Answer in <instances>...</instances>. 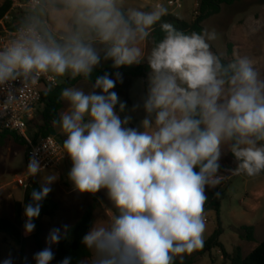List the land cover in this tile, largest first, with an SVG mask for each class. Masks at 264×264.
I'll return each instance as SVG.
<instances>
[{"label": "clouds", "instance_id": "clouds-1", "mask_svg": "<svg viewBox=\"0 0 264 264\" xmlns=\"http://www.w3.org/2000/svg\"><path fill=\"white\" fill-rule=\"evenodd\" d=\"M160 3L129 6L127 0H27L25 15L0 45L3 106L15 102L16 85L48 82L45 95L65 79L91 82L102 61L113 69L146 63L141 102L129 109L114 91L120 71L107 72L85 87L60 88L65 109L53 123L71 160L68 178L77 192L105 189L114 212L95 220L81 243L91 253L77 264H175L202 249L207 191L215 190L224 150L236 161L234 175L264 172V75L247 57L227 59L213 51V30L185 33ZM143 110L135 127L131 113ZM42 170L31 156L30 176ZM49 176L24 206L25 235L52 191ZM67 231L68 226H62ZM63 238L53 228L48 246L34 254L50 264L51 246ZM3 264H13L11 256ZM59 264H72L65 257Z\"/></svg>", "mask_w": 264, "mask_h": 264}, {"label": "rangeland", "instance_id": "rangeland-1", "mask_svg": "<svg viewBox=\"0 0 264 264\" xmlns=\"http://www.w3.org/2000/svg\"><path fill=\"white\" fill-rule=\"evenodd\" d=\"M6 0H0V6ZM169 0H153L159 2L167 9V15H174L180 20L192 24L197 15L196 3L200 0H182L183 8L174 10L168 7ZM129 6H140L139 0H127ZM166 16V15H165ZM215 30L217 39L210 42L213 51L223 54L227 59H233L234 55L247 57L253 61L257 70L264 75V4L258 0H244L231 7L223 6L219 14L209 18L204 23V29ZM232 45V55H228V46ZM111 61L103 62V64ZM146 64V63H143ZM65 79L59 85L66 82ZM146 79H130L123 77V83H117L116 91L123 101H127L129 109L133 104L141 102V97L146 91ZM76 87H85L86 91L91 90V84L81 81ZM65 109V108H64ZM42 109L39 107L38 111ZM133 122L130 126H137L143 118V110L131 113ZM35 123L41 124L40 117L36 114ZM35 123L31 125L30 135L36 133ZM56 141L62 146L65 136L62 134L59 125H55ZM66 154V153H65ZM228 151L224 150L222 162L233 163L227 157ZM72 167L71 160L65 156L64 160L51 170L40 171L36 176L30 179L27 177L26 170V150L20 144L12 139L5 141L0 148V218L8 219L16 223L15 207L16 204L22 203L24 199L25 187L20 182L37 183L42 187L49 176L52 177L50 187L52 191L48 194L59 205V211L55 217H44L41 220L43 229L42 249H39L35 243L34 235L36 229L31 234L25 235L23 219L18 223L22 237L25 239L21 249L14 240L0 233V264H3L5 258L11 256L13 264H36L34 254L48 246L47 237L53 228H61L62 235L65 231L62 226L68 228L74 225L84 214L86 209L97 199L100 208L95 213V220H107L113 212V206L107 196V191L102 189L96 194L79 193L75 190L73 183L68 178V173ZM224 177L221 184V193L218 198L220 202L219 217L222 222L224 234L221 237V243L226 251L230 254L237 247H240L244 256L249 251L255 249L264 241V172L256 176L239 175H222ZM29 179V180H28ZM221 186V185H220ZM218 186V187H220ZM215 190H208L207 196ZM241 225L252 226L255 228V241L249 243L238 238L236 228ZM217 227V216L214 211H206V230L204 233V242L212 235ZM67 228V229H68ZM57 245H52L54 259L50 264H59L57 260ZM22 252V256H21ZM195 252V251H193ZM192 258V254H184ZM181 260L180 257H177ZM88 260V259H86ZM196 264H228L222 260L218 250H213L211 254L197 259Z\"/></svg>", "mask_w": 264, "mask_h": 264}, {"label": "trees", "instance_id": "trees-1", "mask_svg": "<svg viewBox=\"0 0 264 264\" xmlns=\"http://www.w3.org/2000/svg\"><path fill=\"white\" fill-rule=\"evenodd\" d=\"M244 0H200L199 8H198V16L195 21L190 24L180 20L178 17L173 15H166L161 18L154 27V35L157 38H161L163 33L160 31V24L164 22L171 23L176 29L187 33L201 32L204 29V23L211 17L220 13L221 8L223 6L231 7L237 3H240ZM259 3L264 4V0H258ZM12 2L9 0L4 1V3L0 6V20L8 14L11 10ZM25 14L20 12H14L13 17L14 20L18 23L21 18ZM228 55H232V45L228 46ZM114 72L120 71L123 74V77L130 79L143 78L146 79L148 76V66L147 64H139L132 66H124L120 69H113L112 63H107L98 66L93 74L91 82H94L95 78L99 75H103L104 72ZM81 81V78L77 80H66V82L62 85H58L54 87L53 90L45 95V90L42 91V100L40 104L41 111H37V115L40 117L42 123L36 124L35 118L29 124V130L31 125L35 123L36 133L32 135V140L36 143L38 140L47 138L50 136H55L54 127L57 124L53 123L54 119H58L59 114L64 110L65 104L64 102L59 100V92L60 88L66 86H77ZM89 82V84H91ZM30 134V132H29ZM12 139L14 142L23 146L26 150L27 144L22 138L18 135L10 132L0 131V148L3 146L6 140ZM227 157L233 162H222L221 161V169L220 175H232V169L236 167V161L228 152ZM221 185V186H220ZM216 191H221L223 185L220 184ZM41 187L37 183L29 182L28 186L24 191V199L22 203L16 204L15 207V218L16 223L9 221L5 218H0V233L5 234L12 240L16 242V244L21 247L24 245L25 239L22 237L21 231L18 227V223H20L23 219H26L24 215V206L31 202V193L33 190L39 191ZM214 192V191H213ZM213 192L210 193L208 197V201L205 204V212L206 211H214L217 216V227L212 233V235L208 238L206 242H204V246L202 249L196 250L192 252V258L188 255L184 260H179L176 258L175 264H196L197 259L204 257L207 254H211L213 250H218L221 254L222 260L228 264H264V241L261 242L250 254L244 256L240 247H237L232 254L228 253L221 243V237L224 234V229L222 226V222L219 217L220 213V202L218 198L213 196ZM100 208V203L97 199L93 200V203L86 209L83 216L71 227L67 229L64 233L63 238L57 245V260L60 262L65 257H72V264H77L79 260L89 259L91 253L85 248V246L81 243L82 237L89 231L92 227V224L95 219V213ZM113 212L115 211L114 208ZM59 211V205L56 201H54L49 195L42 201V209L40 216L36 218L33 222L35 223L36 233L34 235L35 243L39 249H42V236L43 229L41 225V220L44 217H55L57 212ZM236 233L238 238L242 241H246L249 243H253L255 241V228L252 226L241 225L236 228ZM191 253V254H192ZM22 256V252H21ZM22 264H27L25 261H22Z\"/></svg>", "mask_w": 264, "mask_h": 264}, {"label": "built area", "instance_id": "built-area-1", "mask_svg": "<svg viewBox=\"0 0 264 264\" xmlns=\"http://www.w3.org/2000/svg\"><path fill=\"white\" fill-rule=\"evenodd\" d=\"M12 2L11 10L0 20V45L5 43L12 35L19 23L14 20L13 13L20 12L25 14L27 0H9ZM199 2L196 8H199ZM168 7L174 10L183 8L182 0H169ZM198 16V10L196 12ZM15 102L7 108L3 106L5 99L4 93L0 92V131L10 132L18 135L27 144L26 148V170L31 156H36L42 165V170H51L57 167L65 158L66 154L62 146L53 136L33 142L29 134V124L34 120L42 100V91L48 87V82L41 79L37 86L25 88L23 85H16ZM28 173V171H27ZM30 179L32 176L27 174ZM28 179V180H29ZM25 189L29 182H20Z\"/></svg>", "mask_w": 264, "mask_h": 264}, {"label": "crops", "instance_id": "crops-1", "mask_svg": "<svg viewBox=\"0 0 264 264\" xmlns=\"http://www.w3.org/2000/svg\"><path fill=\"white\" fill-rule=\"evenodd\" d=\"M140 1V6H142V5H147V6H150V5H153V4H155L154 2H153V0H139ZM156 3H159V2H156ZM174 16V15H173ZM254 250V249H253ZM252 250V251H253ZM251 253V250L249 251V254Z\"/></svg>", "mask_w": 264, "mask_h": 264}]
</instances>
